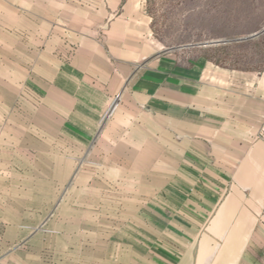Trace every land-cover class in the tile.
I'll use <instances>...</instances> for the list:
<instances>
[{
  "label": "rangeland",
  "instance_id": "1",
  "mask_svg": "<svg viewBox=\"0 0 264 264\" xmlns=\"http://www.w3.org/2000/svg\"><path fill=\"white\" fill-rule=\"evenodd\" d=\"M128 7L160 53L175 52L186 64L206 55L238 88L264 76V32L240 40L264 29V0H140ZM102 8L0 0V210L27 223L16 246L20 264H75L58 260L62 246L48 245L53 235L67 236L63 249L80 251L84 264H108L99 251L113 254L112 264H142L125 260L131 231L140 232L135 224L172 217L179 164L212 151L189 146L167 114L141 117L117 100L85 117L78 86L48 84L56 72L48 68L50 30L62 23L99 33Z\"/></svg>",
  "mask_w": 264,
  "mask_h": 264
},
{
  "label": "crops",
  "instance_id": "2",
  "mask_svg": "<svg viewBox=\"0 0 264 264\" xmlns=\"http://www.w3.org/2000/svg\"><path fill=\"white\" fill-rule=\"evenodd\" d=\"M139 2L48 0V5L104 6L99 33L66 30L62 23L50 30L48 68L56 72L48 84L78 86L85 117L96 118L110 103L124 101L128 112L140 110L141 117L171 116L173 131L189 146L212 150L189 154L179 164L172 217L136 223L140 232L131 231L125 260L264 264V76L238 88L235 78L221 76L204 55L186 64L175 52L160 53L129 11ZM5 179L0 171V182ZM26 224L20 215L6 219L0 210V264H20L16 246ZM50 243L62 246L59 261L84 264L80 251L72 256L63 249L67 236L53 235ZM97 259L112 264L114 256L99 251Z\"/></svg>",
  "mask_w": 264,
  "mask_h": 264
},
{
  "label": "water",
  "instance_id": "3",
  "mask_svg": "<svg viewBox=\"0 0 264 264\" xmlns=\"http://www.w3.org/2000/svg\"><path fill=\"white\" fill-rule=\"evenodd\" d=\"M263 32H264V29L261 30V31L255 32V33H253V34H251V35H249V36H247V37L240 38V40H242V39H247V38H251V37H255V36H257V35H259V34H261V33H263Z\"/></svg>",
  "mask_w": 264,
  "mask_h": 264
},
{
  "label": "built area",
  "instance_id": "4",
  "mask_svg": "<svg viewBox=\"0 0 264 264\" xmlns=\"http://www.w3.org/2000/svg\"><path fill=\"white\" fill-rule=\"evenodd\" d=\"M262 218H264V211L262 212Z\"/></svg>",
  "mask_w": 264,
  "mask_h": 264
},
{
  "label": "trees",
  "instance_id": "5",
  "mask_svg": "<svg viewBox=\"0 0 264 264\" xmlns=\"http://www.w3.org/2000/svg\"><path fill=\"white\" fill-rule=\"evenodd\" d=\"M205 57H207L206 55H204ZM208 58V57H207Z\"/></svg>",
  "mask_w": 264,
  "mask_h": 264
}]
</instances>
